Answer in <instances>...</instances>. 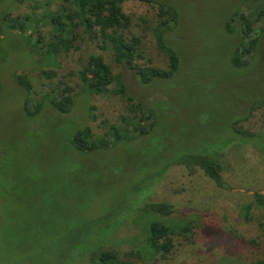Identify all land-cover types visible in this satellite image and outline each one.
<instances>
[{
    "label": "rangeland",
    "instance_id": "374dc122",
    "mask_svg": "<svg viewBox=\"0 0 264 264\" xmlns=\"http://www.w3.org/2000/svg\"><path fill=\"white\" fill-rule=\"evenodd\" d=\"M44 1L0 0V14L18 20L30 14L37 20ZM243 2L125 0L122 11L129 26L121 33L139 39L137 51L153 68L166 69L168 62L154 36L158 4L176 14L168 30L161 27V36L178 67L169 77H153L147 84L115 65L108 48L98 49L103 42L96 38L77 41L79 48L66 56L58 54V67L42 66L40 58L28 54L24 35L0 22V197L8 198L0 217L6 215L9 223L0 226V264H94L99 251L113 250L122 258L130 248L141 258L133 259L134 264H248L264 257V232L258 228L264 211L255 202L256 192L264 195V101L250 110L264 97V14L254 24L260 34L255 54L246 57L251 61L232 66L238 40L226 20ZM47 7L55 8L51 2ZM245 8L240 10L248 13ZM19 22L31 24L25 35L32 37L46 36L51 28L48 20L47 25L35 21L34 28L33 21ZM31 50L37 52V47ZM90 53L120 74L127 93L151 113L153 122L144 134L126 137L120 129L121 139H110L108 148L80 152L69 141L78 127L85 123L100 132L127 108L110 92L74 95L82 84L65 75L80 69ZM42 67L54 71L55 78L43 80V86L32 82L36 89L30 104L41 100L56 78L65 81L57 87L60 94L68 86L74 99L66 113L43 100L37 113L27 117L25 93L12 75L27 77ZM90 110L95 117L91 122ZM233 121L256 138L233 133ZM218 151L223 186L198 166L178 164L187 153L212 156ZM248 202L252 206L246 221L241 213ZM150 205L166 209V219ZM191 218L192 243L173 237L169 253L148 249L144 237L151 220L173 228ZM40 231L45 237L29 239L30 232ZM1 234H11L15 243L2 241Z\"/></svg>",
    "mask_w": 264,
    "mask_h": 264
},
{
    "label": "trees",
    "instance_id": "16d2710c",
    "mask_svg": "<svg viewBox=\"0 0 264 264\" xmlns=\"http://www.w3.org/2000/svg\"><path fill=\"white\" fill-rule=\"evenodd\" d=\"M124 1L125 0H45L38 6L42 15L40 19L31 20L30 18L32 16L30 14H25L20 17L21 20H18L14 15L1 13L0 22L7 30L24 35L28 54L33 58H40L43 62L42 66L58 67L59 62L56 61L58 54H64V56H66L70 49L76 50L79 48L77 41L86 38V40L96 38L103 42V45L98 46V49L108 48L112 56V62L115 65L125 66V68L137 77L141 84H147L153 77H169L177 69L178 60L172 51L165 50L162 46L161 33L165 29H169L167 23L176 20L175 12L168 6L158 4L156 18L159 22L156 28H154V36L156 41H158V46L164 49L163 51L167 54V56H165L168 58V62L166 69L153 68L150 65V59L144 57L137 51L139 39L137 37L125 38L121 33V30L129 26V19L122 11V4ZM139 1L151 3V0ZM50 2L55 8L47 7ZM243 5H246L245 11H248V13L243 12ZM240 9L233 11L226 20L227 29L230 31L229 28L233 27L238 40V45L234 49V54L230 57V64L232 66L247 65L251 60L246 59V57L249 56L252 58L256 52L260 32L256 30L254 24L256 20L261 18L264 14V0H244ZM27 20L33 21V28L37 25L35 21H42L43 24L47 25L46 21L48 20L51 23V28L46 33V36L43 33H37L35 37H32L30 33H26L25 35L26 30L29 29L31 24L24 25L19 21ZM162 26H164L165 29H161ZM77 28H80L81 32L78 33L76 31ZM29 32H31V29ZM31 47H37V52L31 50ZM142 59V62L138 61ZM84 62L85 64L75 73L68 71L65 75H74L77 77L79 83L82 84L80 86V88H82L80 89L81 91L74 93V95L87 96L89 93L104 94L110 92L114 96L121 98L125 104H127V106H125L127 108L125 111H122V113H117L116 118L112 120L111 123L105 124L100 132H95L88 124L84 123V125L78 127L69 137L71 145L80 152H89L94 149H106L110 144H113L114 141L121 139V134H119L120 129L125 133L126 137L146 133L151 128L153 122L152 115L149 112H144L141 109L139 101L135 100L133 96L127 93L126 86L120 74H113L110 66L102 60L99 54H88ZM12 77L25 93L23 113L27 117H32L37 113L38 105H40V102L43 100L48 101L52 108L61 114L68 112L74 98L68 86H64L63 88L65 94L62 92L60 94V90L57 87L65 82L63 78H56V82L50 85L51 87L48 89V92L42 95L41 100L34 101L32 105L29 102L30 93L36 89L33 87L34 84H32V82L35 81V85L43 86V80L50 81L52 78H55L54 71L45 70L42 67L36 71V73L30 74L27 77H23V75L19 74H14ZM110 85H113L111 89H109ZM263 101L264 97L257 100L256 103L253 104L254 106L250 107V110L254 107L261 106ZM87 119L89 122L95 119L91 110L88 113ZM235 123L236 122L233 121L231 128L233 133L253 140V135L247 134L245 130L235 127ZM110 139H113V142H109ZM220 155V151L213 153L212 156L206 155L205 153H187L182 157V162L178 164L182 163L187 167L198 166L209 179L218 186H223L220 176V165L217 161ZM1 163L2 161H0V165ZM7 201V197L1 196L0 208L5 206ZM255 202L264 211V195L261 192L255 193ZM251 206V202L242 205L241 216L246 221L250 219L248 213ZM149 208L158 215H162H159L161 219H166L163 218V216L169 213L161 206L150 205ZM262 217L263 220L258 223V228L264 232V212ZM192 221L195 220L191 218L182 222L180 226H173L172 228L163 223L162 220H151L148 223L146 229L147 234L144 237L148 249L153 250V253H160V255L165 252L169 253L172 248L173 237H179L189 244L192 243V229L195 227ZM8 225L9 223L6 219V215L2 214L0 217V226L6 228ZM1 235H3L2 241L4 242L9 241L12 244L16 241V239L12 238L11 234ZM45 235L44 231H40L39 233H35V235L33 232H30L28 236L30 239L35 236L45 237ZM250 242L254 244V240ZM116 254L117 253L113 250L99 251L96 262H94L92 256L90 257L94 264H134L133 259L140 258L138 252L131 248L122 258H119ZM248 264H264V257L251 260Z\"/></svg>",
    "mask_w": 264,
    "mask_h": 264
}]
</instances>
